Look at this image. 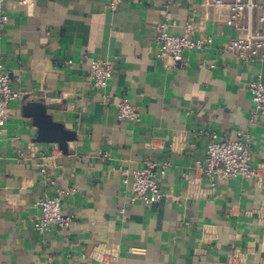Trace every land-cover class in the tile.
<instances>
[{
  "label": "crops",
  "instance_id": "0c3cea01",
  "mask_svg": "<svg viewBox=\"0 0 264 264\" xmlns=\"http://www.w3.org/2000/svg\"><path fill=\"white\" fill-rule=\"evenodd\" d=\"M124 1L111 12L105 0H34L30 8L5 0L0 61L21 99L0 132V264H264V117L248 84L264 62H246L224 47L259 26V6L228 25L230 11L207 0ZM213 43L185 51L183 66L156 57L155 26ZM110 63L106 89L90 79V61ZM72 61V64H68ZM215 64V68L211 65ZM43 100L54 121L76 133L65 153L35 141L38 129L22 108ZM126 98L141 121H121L116 98ZM248 133L251 180L212 186L202 172L209 139ZM151 161L165 198L131 201L125 171ZM166 164L165 174H161ZM45 167L55 187L40 170ZM75 187L62 201L74 216L67 230L39 233L33 221L47 192Z\"/></svg>",
  "mask_w": 264,
  "mask_h": 264
},
{
  "label": "built area",
  "instance_id": "2783aa9c",
  "mask_svg": "<svg viewBox=\"0 0 264 264\" xmlns=\"http://www.w3.org/2000/svg\"><path fill=\"white\" fill-rule=\"evenodd\" d=\"M124 1L137 3L148 0H105L111 12H116ZM4 2L5 0H0V28H3L8 21L3 9ZM18 2L27 8L34 5V0H18ZM171 2L169 0V3ZM206 4L216 8L229 9L228 25H233L234 21L245 11L257 8L256 4L247 0H207ZM258 8L260 10L259 26L246 30L245 33L229 41L223 49L246 62H264V3ZM185 30L184 36L170 34L168 19L160 21L155 26L156 57L160 61L170 60L174 66H183L185 65L183 56L185 51L202 52L213 43L211 38L196 37V27L193 22L187 23ZM67 63L72 64V61ZM211 67L215 68V64ZM113 74V68L109 62L101 59L90 61L89 75L96 89H106L113 78ZM248 91L255 105L252 119L256 121L259 117H264V81L261 74L249 82ZM21 96L22 94L13 87V78L10 72L0 61V132L11 118L12 104L21 99ZM116 100L119 120L133 123L141 121L139 109L131 104L128 99L121 97L116 98ZM202 135L207 137L209 141L204 165L201 168L212 186H216L220 181L251 180L259 176L258 171L251 166L252 154L248 143V133L239 132L236 140H221L217 133L203 132ZM156 167V164L147 161L146 166L142 169L131 172L125 171L126 184H129L128 177H132L130 183L132 202L138 201L149 206L157 204L165 198L157 180ZM166 167V164L162 165V175L165 174ZM40 174L49 188L55 187L56 181L45 167L41 168ZM76 192L75 187L68 190H56L54 195H49L47 192L37 203L40 213L33 221V228L39 233H45L52 228L69 229L74 221V216L63 214L62 201L64 197L74 195Z\"/></svg>",
  "mask_w": 264,
  "mask_h": 264
},
{
  "label": "water",
  "instance_id": "95a60500",
  "mask_svg": "<svg viewBox=\"0 0 264 264\" xmlns=\"http://www.w3.org/2000/svg\"><path fill=\"white\" fill-rule=\"evenodd\" d=\"M24 97L25 105L22 108L26 118L32 119L33 125L38 129L35 139L38 143H53L65 153L68 151L69 143L74 142L76 133L67 130L65 125L54 121L53 116L48 113L49 108L43 100L27 101Z\"/></svg>",
  "mask_w": 264,
  "mask_h": 264
}]
</instances>
